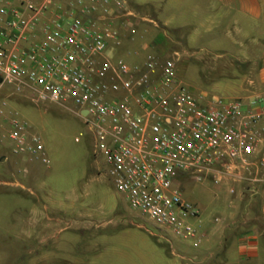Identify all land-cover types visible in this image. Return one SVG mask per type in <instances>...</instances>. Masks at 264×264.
I'll list each match as a JSON object with an SVG mask.
<instances>
[{
  "label": "built area",
  "instance_id": "1",
  "mask_svg": "<svg viewBox=\"0 0 264 264\" xmlns=\"http://www.w3.org/2000/svg\"><path fill=\"white\" fill-rule=\"evenodd\" d=\"M126 8L125 0H0V88L75 113L129 206L198 247L205 234L190 219L199 208L178 178H240L235 170L248 169L264 145V96L202 103L179 79L175 58L114 56L116 21L133 15ZM3 123L13 153L48 162L27 121L0 108Z\"/></svg>",
  "mask_w": 264,
  "mask_h": 264
},
{
  "label": "rangeland",
  "instance_id": "2",
  "mask_svg": "<svg viewBox=\"0 0 264 264\" xmlns=\"http://www.w3.org/2000/svg\"><path fill=\"white\" fill-rule=\"evenodd\" d=\"M125 1L133 15L121 14L116 24L122 30L128 25L135 29L128 36L138 42L135 48L139 50L123 55L124 59L173 57L179 79L199 101L224 93L226 81L219 72H225L221 62L228 57L212 55L218 64L214 72L206 48L232 49L234 45L220 31L211 37L205 34L204 14L193 7L202 3ZM224 21L227 24V19ZM229 29L232 35L233 27ZM113 47L109 52L116 51ZM0 108L6 115L16 112L28 122L30 130L40 135L48 158L46 163L27 158L18 161L21 154L12 152L13 142L4 135L6 128L0 129V144L5 148H0V154L7 156L5 164L0 163V179L8 180L0 184V264H48L45 250L50 245L59 248H53L58 256L52 259L53 264H60L61 250L68 256L62 264H168L176 261L183 249H195L189 240L160 229L147 214L129 206L126 196L113 186L103 156L94 153L92 136L75 113L56 103L34 101L7 85L0 88ZM177 184L182 196L199 208V219H190L199 227L205 217L214 220L216 202L227 194L234 196L246 182L224 175L215 182L211 174L198 178L187 173ZM232 186L234 191H230ZM71 211L92 220L83 218V226L75 231ZM50 217L54 219L50 221ZM198 229L203 232L201 226ZM149 232L162 236L166 245L154 242ZM170 250L174 252L171 255L167 253ZM195 255L197 260L203 253Z\"/></svg>",
  "mask_w": 264,
  "mask_h": 264
},
{
  "label": "crops",
  "instance_id": "3",
  "mask_svg": "<svg viewBox=\"0 0 264 264\" xmlns=\"http://www.w3.org/2000/svg\"><path fill=\"white\" fill-rule=\"evenodd\" d=\"M128 1L151 5L154 2L165 1L178 3L182 1L195 3V1H198L202 3L200 6L193 5V7L200 9L204 14L202 25L205 34L211 37L212 34H218L217 32L220 31L234 45L232 49L223 46H207L206 48L211 54L210 64L214 72L217 70L218 64L217 60L213 58L228 57L227 60L221 62L225 72H219V74L223 76L226 84L224 93L219 95L241 97L245 101L264 96V0ZM224 17L226 18L224 19ZM226 19L227 24L224 25ZM128 26L127 29L122 30V27L117 25L121 42L113 47L116 50L112 53L114 56H130L133 52L139 50L135 48L138 42L128 36L133 31L135 32V29ZM230 27H233L232 35H230ZM130 47L132 50H130ZM125 49H129V51L124 53ZM141 60L143 59H133L131 62ZM1 128L5 129L7 125L3 123L0 126ZM263 147L264 145L261 147L260 152L253 157L252 165L248 169L237 168L235 170V173H238L241 176L240 178L244 179L246 185L238 189L234 196L227 194L225 198L215 203L213 206L214 220L205 217L199 221V225L205 234L202 246L200 244L198 247H194L195 249H183L184 251L180 253L178 259L168 264H264ZM0 148H4L3 144H0ZM2 156L4 159L0 160V163L4 165L7 158L6 153H1L0 157ZM26 158L28 159L26 155L21 154L17 160L25 161ZM1 182L7 183L8 180L0 179V184ZM11 183L17 184L18 182ZM232 187L235 190L236 187ZM223 190L226 191L225 185ZM69 216L73 219L71 221L76 222L75 231L83 226L82 219L88 218L87 215L77 211H71ZM49 219L51 221L54 217ZM91 220L88 221L91 222ZM95 223L97 227L100 226L99 221ZM47 224L53 225L52 222H47ZM136 226L142 228L141 224H136ZM149 233L154 242L159 245H166L162 236H158L153 232ZM46 238V241H48L49 237ZM53 248L55 251H59V248L55 245H50L45 250V257L50 259L48 264H53L52 259L58 257L55 256L56 254L54 255ZM167 253L171 255L174 252L170 250ZM200 253H203V255H198L197 260L194 259L195 254ZM59 255V263L62 264L68 256L62 255V250Z\"/></svg>",
  "mask_w": 264,
  "mask_h": 264
},
{
  "label": "water",
  "instance_id": "4",
  "mask_svg": "<svg viewBox=\"0 0 264 264\" xmlns=\"http://www.w3.org/2000/svg\"><path fill=\"white\" fill-rule=\"evenodd\" d=\"M0 81H1V77H0ZM4 159V157L2 156V157H0V160H3Z\"/></svg>",
  "mask_w": 264,
  "mask_h": 264
}]
</instances>
